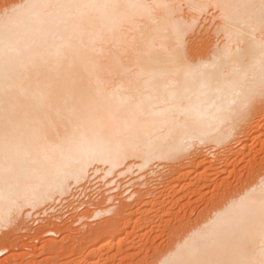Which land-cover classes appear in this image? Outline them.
<instances>
[{
  "label": "bare ground",
  "instance_id": "6f19581e",
  "mask_svg": "<svg viewBox=\"0 0 264 264\" xmlns=\"http://www.w3.org/2000/svg\"><path fill=\"white\" fill-rule=\"evenodd\" d=\"M263 125L264 0L0 7V227L26 207V214L46 212L73 189H90L95 177L117 190L118 176L161 160L176 162L178 174L195 166L203 180L224 173L254 148L243 142L251 136L246 126ZM202 144L223 153L213 158L209 148L212 159L202 155L194 165ZM258 166L157 264H264V155ZM158 188L104 197L112 204L95 211L105 217L100 227L168 196ZM90 252L87 242L81 256Z\"/></svg>",
  "mask_w": 264,
  "mask_h": 264
},
{
  "label": "rangeland",
  "instance_id": "374dc122",
  "mask_svg": "<svg viewBox=\"0 0 264 264\" xmlns=\"http://www.w3.org/2000/svg\"><path fill=\"white\" fill-rule=\"evenodd\" d=\"M12 1L0 0V7H6ZM245 130L244 133H247L248 137L251 136L246 137L248 139L243 142L254 145V148L245 159L234 165H228L229 167L224 173L222 171L218 174L212 173L203 180L199 178V173H195L199 172L195 166L185 167L182 173L178 174L176 166H174L176 162L172 164L173 161L161 160L156 161V164L152 163L146 170L133 168L126 175L118 176L115 184L120 186L117 190L110 191L113 186H106V179L96 175L97 183L92 184V179L90 183L93 186L90 189L89 187L85 189L83 187L84 190L80 189L81 187L73 189L72 194L64 197L63 201L61 199L50 204L52 208L50 207L46 212L42 210L43 208H38L31 214H26L29 208H24L25 213L23 209V214L20 213L21 216L12 217L9 225L0 227V249H3L0 255V264H157L161 256L174 247L186 232L197 225L196 223L201 219L203 220L213 213V209L220 204L218 203L221 202L220 200L227 196H236L243 185L245 187L252 181L253 174L259 171L258 164L264 155V125L254 128L246 126ZM242 135L240 137H243ZM243 142H238L239 144L234 142V148L239 149ZM202 145H199L201 148L197 147V152L200 153L198 152L195 159L193 157L194 165L202 155L208 157L211 154L209 158L212 159V152H215L213 158L216 154L222 155L223 153H218V151H223L224 147L220 150L219 147H216L215 150V148H210V144L208 147ZM260 145L263 147L262 152L261 150L257 152ZM209 148L212 149V152ZM155 175L159 177L157 178ZM160 177H164V180ZM158 179L164 183L160 184L161 181ZM174 180L178 184L177 193H174L171 187ZM155 187L167 190L168 196L159 198L156 203L144 205L143 209L139 210V214L138 212L134 213V216L130 218L117 216L118 220L116 219L113 222L114 226L111 224L112 227H110V229L114 227L113 231L107 230V227H100L105 217L103 215V217L101 215L94 216L95 211L105 209L112 204L103 203L104 197L113 196L114 200L116 198L124 200L135 190L144 191L147 188L152 190ZM123 188L128 191L124 193L125 195H120ZM180 194L183 196L181 197ZM92 200L97 203L96 206L89 205ZM126 222L130 224L127 225ZM86 230L88 232L84 233ZM109 236L111 241H103ZM98 241L104 243H98ZM87 242L92 252L81 256Z\"/></svg>",
  "mask_w": 264,
  "mask_h": 264
}]
</instances>
